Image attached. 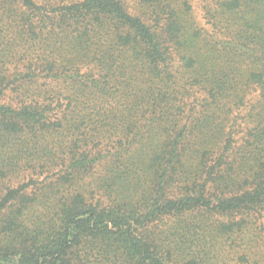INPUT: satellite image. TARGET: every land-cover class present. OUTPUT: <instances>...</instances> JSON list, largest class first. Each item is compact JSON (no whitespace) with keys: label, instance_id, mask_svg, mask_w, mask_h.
Instances as JSON below:
<instances>
[{"label":"trees","instance_id":"1","mask_svg":"<svg viewBox=\"0 0 264 264\" xmlns=\"http://www.w3.org/2000/svg\"><path fill=\"white\" fill-rule=\"evenodd\" d=\"M62 1L48 9L35 0H0L15 8L10 15L0 13V21L11 17L21 36L29 39V48L37 52L29 54L26 71L15 68L7 78L8 71L0 69V264H195L184 248L189 233L200 223L187 222L188 215L198 210L229 213L264 206V0H211L203 8L209 30L197 26L187 0H138L134 13L128 11L125 0ZM138 72L149 83L152 111L142 128L159 133V145L151 143L142 157L141 149L131 150L141 139V121L133 115L120 123L109 119L116 118L110 109L116 90L120 88L119 93L128 97ZM62 80L73 84L66 112L61 109L65 101L61 96L29 90L37 82L50 88ZM196 89L203 95H193ZM253 90L259 91L260 100L249 119L257 126L250 134L252 142L237 153L243 174L229 176L214 169L207 173L204 166L191 183V176L183 172L182 156L188 152L185 141L191 138L186 128L194 119L187 116L185 106L206 103L205 122L194 124V131L201 136L199 146L209 140L204 149L214 150L223 139L217 133L210 137L208 121L225 117L228 105L238 110ZM52 115L57 119L51 120ZM61 121L73 134L67 155L54 146L56 157L51 146L59 143L53 137ZM92 126L95 136L75 134L80 127ZM99 128L102 135L108 134L104 129L122 130L112 157L96 148L100 145L88 149V139H100ZM62 137L68 139V134ZM101 138L114 140L113 135ZM229 149H220L216 158L221 160ZM32 155L45 158L43 168L62 167L59 179L69 187L109 158L128 163L125 174L115 180L121 191H129L136 183L141 186L144 174L150 186L140 208L130 211L70 194L58 200L56 219L49 226L30 230L19 223L20 211L51 197L27 189L39 181V165L28 163ZM253 169L257 173L248 176ZM17 177L22 178L20 184ZM172 182L180 185L174 197L169 196ZM248 225L244 231L238 226L240 259L249 256L262 262L264 251L252 255L247 248L254 241L257 250L263 249L264 228ZM231 229V225L221 226L222 232ZM91 258L95 259L90 262Z\"/></svg>","mask_w":264,"mask_h":264},{"label":"rangeland","instance_id":"2","mask_svg":"<svg viewBox=\"0 0 264 264\" xmlns=\"http://www.w3.org/2000/svg\"><path fill=\"white\" fill-rule=\"evenodd\" d=\"M39 5H45L48 9H51L53 5L61 4L62 0H35ZM190 4L192 16L195 19L197 26L203 30H209L210 27L206 24L203 19L204 16V7L211 3V0H187ZM126 6L130 13L135 12V8L137 6L138 0H125ZM55 5V6H56ZM19 11H22L20 7H17ZM15 10V8L7 5L0 4V13H4L5 15H10ZM0 21V42H3V50L0 48V57L2 58L0 62V69L8 71L6 74L7 78L11 72L17 68L20 71H26V67L29 64V54L37 53L36 51L30 49V41L25 36H21L19 29L16 27L14 20L11 17H4ZM9 27V28H8ZM22 58V59H21ZM21 59V61H19ZM85 70L81 68V72ZM182 74V72L180 73ZM63 83L58 82L57 85L51 86L50 88L43 87L40 82L30 86V92L42 91L45 94H50L52 96H61V99L65 100L61 103L62 110L65 112L70 109L67 107V97H71L72 86L71 82H67L66 80H62ZM87 83H89L87 81ZM33 88V89H32ZM36 91H35V90ZM190 90V89H188ZM121 89H117L115 93V98L111 101V107L113 114H116V118L111 119L110 121L120 123L123 119L127 118L129 115H133L136 117V120L141 121V139L132 146V151L136 152L141 149V157L146 154V150H148L149 145L151 143L154 146L159 145L156 139V136L159 135L155 130L144 131L142 128L147 121L151 118V99H147L148 91H149V83L147 79L142 75L141 72L134 74V80L130 83V88H128V94L123 96L119 92ZM111 93H114V90H110ZM195 96H202L203 94L199 92L197 89L193 92ZM259 91L253 90L248 98L242 104H239L238 110L233 107V105H228L227 109H230L229 113L223 117L221 120L215 119V117L208 121L207 127L208 134L211 136H215L217 133L218 139H223L218 148H214L211 150L210 148L204 149L209 140H207L204 144L199 146V140L197 137H201L198 131H194V124H201L205 122L207 117L206 111L208 107H206V103L198 102L196 104L185 106V111H188V115L191 119H194L193 123H189L186 128V131L190 133L189 136L191 138L186 140L188 152L183 154L182 163L183 172L186 176H191V183H195V172L197 170L203 168L205 166V172H211L214 170H220L222 174L228 173L229 176L232 174H243L242 172V162H238L237 153L238 151L245 146L246 142H252L250 134L252 129L257 126L256 123H252L249 119L253 108L256 106V103L259 99ZM88 96H84V100H86ZM137 100L139 103H136ZM91 101V99H90ZM90 105H94V103H89ZM181 107V106H180ZM133 108L131 113H128L127 110ZM194 109L192 112L191 109ZM59 119H62V116H59ZM51 120L57 119V115L50 116ZM184 120V119H183ZM64 121H61V124L57 127L58 135L55 138L59 143L52 145V153L59 157L60 153L65 152L68 154L69 146L68 143L72 141L71 135L73 132L69 131L64 125ZM117 123V124H118ZM52 124L55 125L54 121ZM79 124V122L77 123ZM110 124V123H109ZM182 125H185V121H181ZM181 125V126H182ZM62 126V128H61ZM100 127V126H96ZM50 132H56L53 129ZM95 126L90 127L87 130L86 127H80L78 131H75V134L86 135V136H95ZM100 133V136L97 141L96 139H88L89 142V150H93V147H96L102 154L110 152L108 157H112V154L116 151V146L114 142L118 140V137L121 136V129H118L116 133H111V131L104 129V131H108V134L102 135L103 131L101 128L97 129ZM195 132V133H194ZM232 132V133H231ZM231 133L229 138L226 136ZM64 134H68V139L63 138ZM115 134V135H114ZM221 134V135H219ZM223 134V135H222ZM224 134H226L224 136ZM113 135L114 140L105 141L102 139V136ZM52 138V137H50ZM230 144H227V142ZM99 142V143H98ZM113 143V144H112ZM215 140L212 141L211 146L214 145ZM54 146H59L61 149L59 150V154H55ZM67 146V147H66ZM225 146H230L229 150H226L223 153V158L221 160L216 158V154H220V149ZM191 148L193 149L191 151ZM101 149V150H100ZM57 150V149H56ZM64 154V155H65ZM127 158V157H126ZM45 158L41 156L39 158L38 155L30 156L28 163L37 166L38 170V180L41 184L35 183V186L27 187L29 192L42 191L45 192L46 195H51V197L47 198V201L39 200V202H33L26 210L20 211L23 212L21 217H19V223L23 226H28L30 230H32L35 226H49L56 217L54 214L57 210L58 200L62 197L68 196L70 194L79 193L81 197H84L87 202L93 204H99L101 206H112L115 208H120L122 210H134L135 208H140L141 206V198L150 186V182L145 178L141 179V186L136 183L129 191H121L119 186L116 184V179L125 174L127 170L128 163H117L113 161V158L106 159V162H102L99 164H95L92 166L88 173L83 177H80L77 180V183L74 186H66L62 185L64 180H60L59 178L64 172V169L60 166L56 168H43L40 164L45 166L46 164L43 162ZM256 169V168H255ZM253 169L250 174L257 173V170ZM133 172L138 173V170L132 169ZM30 176V175H28ZM19 178L18 183H21L22 178ZM132 178V177H131ZM242 180V179H241ZM60 183L61 186H52V184ZM242 183V181L240 182ZM46 186V187H45ZM49 187L50 189H47ZM178 186L175 183H171L169 189V196L174 197L178 191ZM226 196H229L230 193H224ZM36 196L38 193L36 192ZM33 198V196H31ZM15 212V210L13 209ZM17 213V212H15ZM189 220L187 222L200 223V228L197 226L190 234V238L188 243L185 245V252L189 256L190 259L195 261V264H264V259L262 262H257L256 257L250 258L248 256L247 259L241 260L240 255L243 254V247L239 245V241L237 239V231L238 226L241 231H244L248 225V223L253 224L252 229L256 228H264V206L259 210H247V211H234L229 213H219L217 211H196L190 215H188ZM173 220L168 222L167 226L171 224ZM244 222L243 225L241 223ZM222 225H231L232 229L227 232L221 231ZM186 230L189 232L188 225L185 226ZM22 232L23 231L21 230ZM220 233L221 235H219ZM0 241L3 242L2 236H0ZM13 245L11 242H9ZM252 252V255L258 251H264V247L257 250L256 243H253L247 248ZM261 255H264L262 253ZM91 258L89 261L92 262ZM189 259V260H190ZM176 264H192V263H176Z\"/></svg>","mask_w":264,"mask_h":264}]
</instances>
